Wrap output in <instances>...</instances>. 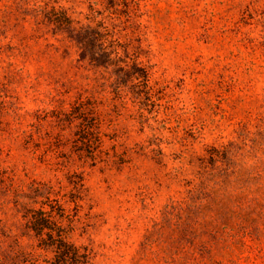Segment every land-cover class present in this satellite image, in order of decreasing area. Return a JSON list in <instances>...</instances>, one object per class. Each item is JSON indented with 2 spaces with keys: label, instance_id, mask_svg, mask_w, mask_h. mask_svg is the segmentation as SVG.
<instances>
[{
  "label": "rangeland",
  "instance_id": "rangeland-1",
  "mask_svg": "<svg viewBox=\"0 0 264 264\" xmlns=\"http://www.w3.org/2000/svg\"><path fill=\"white\" fill-rule=\"evenodd\" d=\"M42 7L103 30L118 87ZM262 130L264 0H0V264H58L60 232L77 264H264V216L195 190L211 147Z\"/></svg>",
  "mask_w": 264,
  "mask_h": 264
},
{
  "label": "trees",
  "instance_id": "trees-1",
  "mask_svg": "<svg viewBox=\"0 0 264 264\" xmlns=\"http://www.w3.org/2000/svg\"><path fill=\"white\" fill-rule=\"evenodd\" d=\"M39 13L42 15V21H45V24L51 23L60 27L61 32H65L67 38L75 41L80 49L79 60L91 61L96 66L109 64L115 66L113 82L118 87L121 78L129 72V69L126 67L127 63H117L124 61L120 57H116L114 48L105 45L102 29L89 25H73L63 12L55 11L54 8L42 7ZM133 63L131 67L135 66L136 71L139 70L143 76H148L144 67L139 66V62L134 60ZM88 104H90L88 98H83L82 93L79 92L73 102L69 104V108L63 113L67 117L71 114L77 115L79 134L83 133L81 134L83 138L92 133L94 126L93 118L86 112ZM68 119L70 121V117ZM256 135L257 138L242 137L240 141L232 140L219 148L211 147L209 149L212 176L208 181H200L195 187V190L200 193V201L203 202V205L207 202V205L212 207L228 195L236 202V207L244 215L250 217L264 216V130L256 133ZM81 150L86 151L88 157L95 159L94 152L88 147ZM111 156L119 157L117 153H113ZM109 159L116 162L115 157ZM72 183V191H80L77 182ZM35 220L36 229L40 230L47 227L54 230L49 226L46 218H36ZM53 239H55L54 242L49 243L48 247H51L55 252V259L58 264L79 263L81 255L79 247L67 243L61 232L58 233L57 238Z\"/></svg>",
  "mask_w": 264,
  "mask_h": 264
}]
</instances>
